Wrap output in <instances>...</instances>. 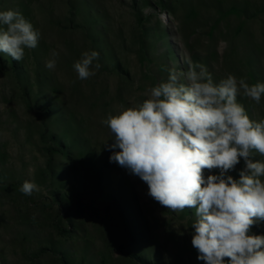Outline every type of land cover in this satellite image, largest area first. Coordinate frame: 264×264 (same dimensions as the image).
Returning a JSON list of instances; mask_svg holds the SVG:
<instances>
[{
    "label": "rangeland",
    "instance_id": "1",
    "mask_svg": "<svg viewBox=\"0 0 264 264\" xmlns=\"http://www.w3.org/2000/svg\"><path fill=\"white\" fill-rule=\"evenodd\" d=\"M10 9L41 39L20 62L0 53V264H204L191 244L195 209H167L110 161L119 149L101 121L189 62L216 82H264V0H0ZM91 50L101 67L80 80L73 64ZM237 100L264 118V97ZM25 181L39 191L22 194ZM252 232L264 234V221Z\"/></svg>",
    "mask_w": 264,
    "mask_h": 264
},
{
    "label": "clouds",
    "instance_id": "2",
    "mask_svg": "<svg viewBox=\"0 0 264 264\" xmlns=\"http://www.w3.org/2000/svg\"><path fill=\"white\" fill-rule=\"evenodd\" d=\"M41 33L18 10L0 11V53L20 62ZM45 67L57 65L53 51ZM99 52L84 51L73 69L80 80L96 75ZM260 104L264 82L228 74L214 81L207 67L189 62L148 89L143 102L109 114L101 123L111 133L110 161L138 176L148 195L172 211L195 209L191 244L204 264H264V118L253 120L239 95ZM244 162L236 179L227 175ZM205 170L219 174L205 176ZM19 191H39L25 181Z\"/></svg>",
    "mask_w": 264,
    "mask_h": 264
}]
</instances>
